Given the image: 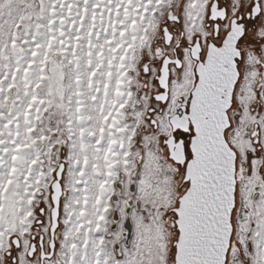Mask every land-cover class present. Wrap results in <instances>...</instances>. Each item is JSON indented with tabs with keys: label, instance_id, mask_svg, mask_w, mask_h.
I'll use <instances>...</instances> for the list:
<instances>
[{
	"label": "snow or ice",
	"instance_id": "6c2138e0",
	"mask_svg": "<svg viewBox=\"0 0 264 264\" xmlns=\"http://www.w3.org/2000/svg\"><path fill=\"white\" fill-rule=\"evenodd\" d=\"M0 264H264V0H0Z\"/></svg>",
	"mask_w": 264,
	"mask_h": 264
}]
</instances>
